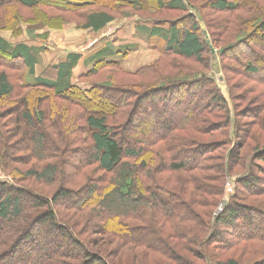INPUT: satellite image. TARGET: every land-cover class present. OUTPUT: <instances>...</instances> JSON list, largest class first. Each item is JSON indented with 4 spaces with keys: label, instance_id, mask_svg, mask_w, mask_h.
Here are the masks:
<instances>
[{
    "label": "trees",
    "instance_id": "1",
    "mask_svg": "<svg viewBox=\"0 0 264 264\" xmlns=\"http://www.w3.org/2000/svg\"><path fill=\"white\" fill-rule=\"evenodd\" d=\"M74 1L90 6L99 0ZM159 3L188 12L192 25H139L138 35L163 42L162 59L203 62L207 44L189 1ZM11 4L33 8L39 1L0 0V15ZM212 6L238 10L227 0ZM114 20L108 11H93L84 28L98 32ZM256 30L264 40V18ZM246 38L219 55L246 46ZM137 48L103 45L86 59L91 67L82 77L119 68L118 56ZM42 51L0 36V171L11 178L0 180V264H264V254L251 257L264 249L258 246L264 242V199H250L264 195V176L255 173H264V100L250 108L253 114L241 115L214 79L169 78L161 64L132 73L152 79L144 92L109 83L84 90L72 82L80 53H68L37 74ZM260 60L240 62V74L263 84ZM98 92L101 109L88 106ZM104 96L110 104L102 102ZM241 116L253 121L241 126ZM235 174L239 187L215 214L225 182ZM26 181L53 188V194L18 185Z\"/></svg>",
    "mask_w": 264,
    "mask_h": 264
},
{
    "label": "rangeland",
    "instance_id": "2",
    "mask_svg": "<svg viewBox=\"0 0 264 264\" xmlns=\"http://www.w3.org/2000/svg\"><path fill=\"white\" fill-rule=\"evenodd\" d=\"M38 1L39 4L33 8L11 4L0 15V36L12 43L24 42L33 47L43 48L40 63L36 68L37 74H42L47 68L60 62L66 54L71 52L80 53L87 59L96 49L107 43H114L116 46L137 44V50L126 56H118L121 63L119 68H101L99 75L83 78L82 76L86 75L91 67V64L85 63V67L82 66L81 70L78 69L72 82L84 90L90 89L92 84L109 83L116 88L130 89L141 93L154 85H145L152 79L132 73L141 67L161 64L168 69L165 71L166 68H163L162 73L167 74L170 71L169 78L203 75L214 79L215 84L227 98L231 110L237 108L241 115L253 114L255 111H251L250 108L255 110L256 107L261 106L260 103H263L264 83L255 82L250 77L240 74L239 69L241 68L240 62L242 64L253 62L256 57L261 58L258 63L264 67V40L256 30L258 23L264 18V0H227L238 5V10L233 12L214 9L212 5L217 0H188L191 5L189 13L198 23L199 33L207 44L203 62H198L195 58L188 59L174 55L162 59L160 48L164 43H156V41L140 36L136 32V27L139 25L153 26L157 23L165 26L174 21L179 24L183 22L187 26L192 25L193 21L188 12L171 10L159 3V1L167 3L170 0H99L90 6L76 5L77 2L74 0H68L67 3H61L66 0ZM93 11H108L115 20L98 32L86 29L84 28L86 16ZM245 36H247L246 46L237 45L234 50L228 51L226 58L219 55L218 52L224 47L236 44L241 37ZM168 62L171 63L170 67H168ZM15 73L14 77H17L19 72ZM252 90L256 91L251 92ZM245 94L248 95L247 100L242 98ZM100 95L102 96L98 92L94 97L95 101L88 106L101 109L102 104H98ZM5 101L8 102V100ZM102 102L106 105L110 104L111 100H105L104 96ZM221 113L224 111L221 110ZM54 115L63 119L62 114L57 110L54 111ZM231 117L236 118L234 112ZM215 120L219 121L220 118ZM238 121L241 122V126H245L253 120L250 117L241 116ZM217 137L221 138L218 134ZM67 168L71 169L70 166ZM255 173L261 178L264 176V173H258L257 170ZM236 178L235 174L225 182V194L221 198L223 203L215 209V214L222 210L230 196L237 191L239 186L235 185ZM0 180L11 182L10 176L8 177V174L3 171H0ZM18 185L46 196L53 194V188H45V186L32 181L21 182ZM259 185L263 186L264 181ZM239 189L243 190L240 193L247 194L245 189ZM250 199L252 203L261 204L264 195L252 196ZM222 231L223 237H228L225 227ZM96 237L93 238L96 239ZM263 244L264 242L258 246L261 248ZM88 245L90 249L98 251V247L92 246V244ZM250 245L252 246V244ZM263 250L261 248L259 252L253 251L251 257H261L264 254ZM213 251L226 253L225 248H213ZM235 252H237L236 248L230 250L229 253L234 255ZM251 257L249 256V258ZM109 260L111 259L109 258Z\"/></svg>",
    "mask_w": 264,
    "mask_h": 264
},
{
    "label": "crops",
    "instance_id": "3",
    "mask_svg": "<svg viewBox=\"0 0 264 264\" xmlns=\"http://www.w3.org/2000/svg\"><path fill=\"white\" fill-rule=\"evenodd\" d=\"M66 56H67V54H66ZM66 56L64 57L63 60H65ZM63 60H61V61H63ZM85 63H86V58H85L84 56H82L81 59H80V61H79V63H78V65H77V67L73 70L72 79H73V77L76 76V74L78 73V72H77L78 69L81 70V68H83L82 66H84ZM86 65H87V64H86ZM37 66H38V65H37ZM84 67H85V66H84Z\"/></svg>",
    "mask_w": 264,
    "mask_h": 264
}]
</instances>
